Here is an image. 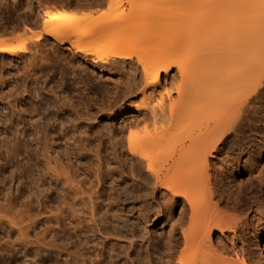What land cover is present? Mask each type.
Instances as JSON below:
<instances>
[{"label":"bare ground","instance_id":"6f19581e","mask_svg":"<svg viewBox=\"0 0 264 264\" xmlns=\"http://www.w3.org/2000/svg\"><path fill=\"white\" fill-rule=\"evenodd\" d=\"M53 1L56 2L57 6L68 8L73 12H55L49 6V0H37V6L30 1L24 3L25 17L23 21L25 24H23L22 29L26 32L27 30L31 32L38 31V34L30 32L31 35L28 36V38L30 37L28 39L30 44L27 42L15 46L8 39L9 35L15 32V27L11 28V31L7 29L0 30V62L4 63L9 59L12 61L19 59L24 65L25 79L30 78L32 80V83L28 81L29 83L24 85L23 89H20L22 91L18 94L21 93V96L19 98V95H17L18 99L14 101L13 105L8 103L7 106H4L5 113L3 109L2 112L0 111V260H3L4 264H12V261H7L8 258L4 259L6 253L8 254V250L15 251V254L22 252L25 259L24 263L22 262L23 264H45L43 258L45 254L49 253V228L45 230L47 232H41L38 229L41 222L40 218H45L43 220L47 221V225H49V144L52 138L49 134V119L47 120L45 113L42 112L44 107L37 104L35 112H32L26 97L28 95L34 101L36 97L33 98V94H35V96L38 95V97H43V100H45L43 95L45 90L42 86L43 93L39 92L40 82L35 79L41 73H37V69L40 67L43 71L47 68L46 63L49 58H46V55L49 53V45L53 50L55 48H65L66 46L67 50H70L75 57L88 62L90 57L88 54L91 49L88 50L81 45L83 38L88 34L81 30L85 24L78 13L74 12L104 7L109 2L115 3L116 0ZM154 1L153 4H155ZM168 1L165 0L164 2L168 4ZM172 1L174 2V0ZM178 1L183 5L186 2L185 0ZM188 1L192 2L193 7L190 5L191 3L189 4L191 9L196 6L202 8L204 4L202 9L199 8L200 11L203 13L205 10L210 15L208 18L207 16L203 18L191 30L190 35L185 39V45L183 43V45L181 44L175 48V50H182L185 46L187 50L184 49L183 52L186 53L184 54L186 57L181 58L180 56L179 58L175 56L176 54L174 55L172 48L176 43L171 48L168 47L170 50L172 49V52L168 54L173 53V56L164 53L166 47L163 49L164 51L157 53L158 47L162 48L163 46L160 43L161 46L156 48V52L154 47L156 44L154 43L157 39H151V41L148 39L149 42L145 41L146 47L150 46L148 48L150 50L154 48L155 50L152 49L151 51H155V53L153 55L149 51V55L147 54L149 57L152 56L145 66V84L140 81V76L137 80L136 73L130 70V72L133 71L130 74L132 80L130 83V80L127 82L128 90H126L127 94L131 95L125 96L128 98L134 96L139 93L141 87V89L143 88V97L146 96L147 102L138 103L129 109L130 112H135L137 121L131 123L132 125L128 128L127 141L130 154V157H128L133 163H138L141 166L147 164V173L152 175L149 176L151 180L149 182L153 187L151 194L155 196L162 188L163 196L168 199V201H164L165 203L169 202L166 207L164 206L165 209L171 211L174 207L176 208L179 202L183 204L184 211L180 212L179 220L172 224L170 228L171 238L169 237L167 247L169 253L167 254L168 258L166 255L167 260H164V264H211L212 260L215 261H212V264H219L220 262L222 264H264V254L261 249V259L258 260L252 256L254 253L251 254L245 249L244 245L239 247L242 244L239 245V242L247 236L244 234L247 228L252 229L254 232L258 230L255 238H250L252 241L257 239L261 235V231L264 230L263 227L259 231L264 223L256 225L253 220H250L251 215L255 213L254 218H258L255 220H258V223L264 222V166L256 161V152H251L249 142L246 139L247 127H251L250 117L253 110L251 104L256 103L258 100L261 101V88L264 87V0ZM159 2L161 1L158 0L157 2L156 0L157 5L167 6L165 3L158 4ZM171 2L169 1L171 5H174ZM129 3L136 5L134 9L138 4L140 6L145 5L142 0H133ZM17 5L15 4L14 10H18ZM131 5H129L130 8ZM171 5L170 8L173 6ZM167 7L169 8V4ZM134 9L133 12H135ZM171 14L173 15V13ZM174 18L172 17V21ZM184 18L186 19V17ZM185 19V22L189 21ZM176 20L178 19L176 18ZM127 21H124L123 24L113 20L103 21L98 24V28L96 32L94 31L92 37L100 39L103 42V48L108 45L109 48L110 46L113 47L112 50L105 51L107 56L102 58V61L106 59L112 61L113 64L119 61H136L137 64H134L138 67L140 56H137L139 53L136 54L135 52L137 51L136 47L134 50V47L124 46L122 42L110 40L112 34L116 35L120 31L121 34L123 33L122 35H125L124 33L132 35L131 33L136 31V20L130 17V20ZM194 21L196 20L194 19ZM194 21L190 20L189 22L193 23ZM18 30L16 32H19ZM115 31L118 32L113 33ZM150 36L152 37V35ZM150 36L148 35V37ZM145 38L147 39V37ZM184 38L186 37L184 36ZM152 45L153 47H151ZM143 57L147 59L146 56ZM8 63L10 64V62ZM11 64L8 66H13L15 63ZM94 64H96V61H94ZM139 64L144 74L142 63ZM36 67L37 69H35ZM95 67L104 68L101 64ZM174 68L178 69L181 77L180 83L172 85L173 82H171L169 83L171 86L162 87V75L166 74L168 77ZM0 71L2 73L1 69ZM17 72L20 74L19 70ZM44 72L46 73V71ZM45 73H43L44 76ZM143 77L141 80L144 79ZM1 81L0 84H3ZM15 88H11V94L14 93L12 91H16ZM159 88H162V90H159ZM172 90L176 91V99L171 97ZM149 91L150 93H148ZM165 97H169L168 100L170 99L168 105ZM116 101H118V97ZM119 102H116L115 105L110 104V110L113 108L112 106L116 107ZM24 103H26L25 106ZM46 111H49V108ZM149 113L151 116H149ZM26 119L30 120V126L28 125L31 127L30 129L25 125L27 123ZM8 122L12 124L14 122V126L12 125L10 128ZM119 137L116 135L113 138V142L116 141L115 147L122 146L123 138L121 137L122 139L119 140ZM262 141L258 154L263 158L264 138ZM237 151L239 152L238 156ZM157 153L164 154L165 162L168 161V165L166 164L164 169V165H157L159 168L161 166L163 170L156 169L155 164L160 162L156 159L160 156ZM248 154L250 155L248 160L242 164L244 161H242V157ZM224 155H226L227 160L229 158L228 161L226 160V165L228 166V162L231 164L225 170L224 168L221 169L222 171L215 170L219 178H217V181L215 179L216 188H213L215 183H212V177L210 178V157L215 158ZM157 161L158 163H156ZM134 165L131 171L135 176L139 173L137 171L135 173L134 167L136 165ZM139 170L141 172L142 167ZM243 171H247L249 175L247 184L245 186L241 183L236 184L240 187L233 185L237 173ZM27 178L31 179L30 192L26 190L29 189L25 184ZM226 187H228L227 190H225ZM234 187H237L236 190H233ZM226 192L229 194L226 195ZM215 195L223 198V200L228 197L230 199L235 198V200L233 199L236 203L235 206L237 211L239 210L238 214H242V217L236 213H234L235 216L229 214V217L224 215L223 211H220V213L215 212V209L213 211L214 204L212 205V201H214ZM187 206L190 208L189 211H187ZM236 208L233 209L236 210ZM142 218L145 224H149L148 214H142ZM185 226H187V229ZM179 230L183 236H181L183 241L178 240L177 232ZM228 233L234 235L231 238L232 240L229 238L231 241L227 238ZM213 235L217 236V248L225 253L235 255L236 262L231 258L232 255L229 256L230 258L226 256L227 259H225L231 260L230 262L221 261L220 259V262H216L219 261L218 258L220 257H213L216 255H212L213 252H210L213 249L211 243ZM175 238H177V241H175ZM259 244L257 249L260 248ZM217 251L218 249L214 250L215 253ZM70 254L68 253L69 256ZM222 254L220 255L222 256ZM82 257L83 259L80 260V257L74 256L73 264L75 262L84 264L89 260L86 258V254H83ZM46 258L48 259L47 256ZM223 258L225 257L222 256L221 259Z\"/></svg>","mask_w":264,"mask_h":264},{"label":"rangeland","instance_id":"374dc122","mask_svg":"<svg viewBox=\"0 0 264 264\" xmlns=\"http://www.w3.org/2000/svg\"><path fill=\"white\" fill-rule=\"evenodd\" d=\"M27 1H30L32 4L37 6V0H0V30L7 29L11 31V28L15 27L16 32L19 29V32H13L11 33L13 36L9 35L8 37V39H10L15 46H19L27 42L30 44V40H28L30 37L28 38V36H30L31 33L38 34V31L31 32L27 30L26 32L22 29V26H24L23 24H25L23 21L25 17L24 3ZM49 1V6L52 7L55 12H73L72 10H68V8H61V6H57L56 2L53 0ZM116 1H118V3H116ZM116 1L113 4L109 2L104 7H96L82 12H74L76 14L78 13L82 22L85 24H83L84 26L81 30H83L85 34H88L86 35L88 37L85 36L86 39L83 38L81 45L86 47L88 50L91 49L90 53L92 54L93 52V57L88 52V56L90 57L89 61L86 62L83 59L75 57L70 50H67L66 46L65 48H58V51L57 48L54 50L51 49L52 47L49 45V53L46 55V58H49L46 63L47 68L43 71L40 67H38L39 69H37V67L35 68L37 69V73L41 72L43 75L40 76L41 73H39L35 79L37 82H40V89H38L39 92L43 93L42 86L45 90L43 93L45 100H43V97H38V95L35 96V94H33V98L36 97L33 101L32 98H29V96L26 95L28 106H30L29 108L32 112H35L37 104L44 107L42 112L45 113L46 119H49V134L52 138V141L49 144V225H47V221L43 220L45 218H40L39 220H41V222L38 229L43 232L49 228V255L45 254V257L43 258V262L45 264H73L74 256L80 257V260H82L83 254H86V258L89 259L84 264H164L168 258L167 254L169 253L167 247L171 231L170 228L172 224L179 220V215L184 211V208H182V202H179L176 208L174 207L171 211L165 209L166 204L169 202L165 203L168 199L163 196L162 188H160V191L157 192L155 196L151 194L153 187H151L152 184L149 182L151 181L149 176L152 175L147 173V164L141 166L138 163H133L129 159L130 154L127 141V137L129 135L128 128L132 125L131 123H135L137 121L135 112H130L129 109L138 103L142 104L147 102V99L145 98L146 96L143 97V88L141 89V87L139 88V93L134 96L132 95L129 98L126 97L127 95H131L127 94L128 88L126 84L129 80V83L131 82L132 78L130 74L133 71L137 75V80H139L138 76H140V81L142 84H145V66L149 63L150 60L148 59L152 56L151 55L149 57L148 53L149 51L152 54L155 53V51L157 52L156 48L158 46L162 45L163 47H158L159 49L157 53L164 51L163 49L166 47L167 49H165L164 52L166 55L173 56L174 53V55L176 54L175 56L179 58L180 56L181 58L186 57L184 55L186 53L183 52L187 50L185 49V46V50L180 49V51L179 49H176L178 51L177 53L175 48L181 44L183 45L187 36L190 35L191 30L198 25L203 18L206 16L208 18L210 14H208L205 10L203 13L200 11L204 4L202 5V8L196 6L194 7L195 9H191L192 2L188 0H185V6L178 0H174V2L169 0L174 3L172 6L168 1L167 3L169 4V8L167 7L168 4L164 2L165 0H159L161 2L158 4L165 3L167 6L161 4L157 5L156 0L154 1L155 4H153V0L152 2L151 0H142L145 5L140 6V4H138L135 8L136 10L134 9L136 5L134 6L129 3V1L131 2L133 0ZM204 3L206 2L204 1ZM1 4L3 5L1 6ZM15 4H18V10H14ZM186 4L188 5L186 6ZM189 4L191 6H189ZM129 5H131V8ZM170 5L172 8H170ZM133 9L135 12H133ZM171 13H173V15ZM128 16H130L133 20H136V31L131 33L132 35L127 34L129 36H127L126 33H124L125 35H122L123 33L121 34V31L116 35L110 33L112 34L110 36V40L112 39L122 42L124 46L134 47V50L136 47L137 51L135 52L136 54L137 52L139 53L137 56H140L139 61L142 63L141 65L144 68V74L142 73V68L139 64L140 62H138V67H136V61H119L116 64H113L112 61L109 60L108 62L106 59V63L105 61H102L101 59L107 56V52L105 51H110L113 47L110 46L109 48V45L107 44L108 46L105 45L106 47L103 48V42L100 41V39L98 40L97 38L92 37L96 32L99 23L106 20H113L119 21L123 24L124 21L126 22L127 20H130V17ZM171 16L173 18L175 17V20L177 18V22L174 19L173 21L175 22H173ZM183 16L186 17V19ZM126 18L128 19L125 20ZM184 19L189 21H194L195 19L196 21L193 23L188 21V23L187 21L185 22ZM150 23L151 25H149ZM118 31L113 33H117ZM148 35H152V37H148ZM184 36L186 38H184ZM144 37H147V39H144ZM148 39H150V41L151 39L159 40L158 42L156 40L157 43H154L156 44V46H154L156 50L151 48V50L154 49L155 51L148 49L150 46L148 48L146 47L147 44L145 41L147 40V42H149ZM160 43L161 45H159ZM173 44H175L172 48L174 52L168 54L172 52V49L170 50L169 48H171ZM186 46L188 47V45ZM151 47H153V45ZM143 56H146L147 59ZM94 61H96V64H94ZM8 62H10V64L12 62L11 65L15 64L13 66H8L10 65ZM100 64L104 67V70L95 67ZM0 66H2L0 67L2 70V73L0 71V79L4 80H0L1 83H3L0 84V111L2 112L3 109L5 113L6 111L4 106H7L8 103L13 105L15 103L14 101L18 99L17 95H19V98L21 96V93L18 94L22 91H20V89H23V86L27 85L29 83L28 81L31 82L32 80L30 78L27 80L25 79V71H23L24 65L19 59H15L14 61L9 59L4 63L0 62ZM18 70L21 75L18 74ZM130 70L133 71L130 72ZM44 71H46V73L49 72V75ZM43 73H45V76ZM142 77L144 79L141 80ZM179 77L180 75L178 73V69L174 68L168 77L166 74L162 75L161 86L168 87L171 82H173L172 85L174 83L175 85H178L181 81V77ZM1 86L3 87L1 88ZM13 87H16V91H12V93H14L11 94V88ZM159 90H162V88H159ZM148 93H150V91ZM9 94L11 96H8ZM176 95V91L171 92L172 99H176ZM3 96L6 98L8 97V100L5 97V99L1 98ZM117 97L118 101H116ZM142 98H144L145 101ZM165 98H167L166 103L168 105L170 99L168 100L169 97ZM260 100L261 101L258 100L256 103L251 104V109H253L250 117L251 127H247L246 139L249 142L251 152H256V161L264 166V157L262 158L258 154V150L263 142L262 139L264 138V87L261 88ZM115 101H120L118 105L120 103L122 105H116V107L112 106L113 108L110 110V104H114ZM25 104L26 103H24V106ZM48 108L49 111L45 112ZM149 116H151L150 113ZM27 120L28 119H26L27 123H25V125L28 129H30V120ZM10 123L11 122H8L7 124L11 128L14 122L13 124L11 123V126ZM114 134L115 137L116 135L118 137L121 135L119 140L123 138L122 146L118 145L119 147H115L116 141L113 142V138H115ZM157 154L160 156L157 155L158 157L156 159L160 162L159 164H155L157 167L156 169L163 170L166 164L168 165V161L165 162L164 154ZM236 154L238 156L239 152L237 151ZM249 156L250 155L248 154L242 157V161L244 160L242 164L248 160ZM226 158V155L221 157L216 156L215 158L210 157V178L212 177V183H215L213 184V188H216V181L217 178H219L216 175L215 170L220 171L222 168L225 170L228 168L229 164H231L228 162V166L226 165ZM158 161L156 163H158ZM133 164H135L136 166H134L137 168L136 169L134 167L135 173L137 171L140 174H135L136 177L131 171L133 169ZM160 164L161 166L164 165L163 169L161 166L160 168L158 167ZM140 166L142 167L141 172L139 170L141 169ZM219 166L221 167L218 168ZM248 177L249 175L247 171L237 173L233 185L241 183V185L245 186L249 179ZM30 181L31 179L29 178L25 180V182H27L25 183L26 186L29 187V189H26L27 191L29 190L28 192L31 191ZM227 188L228 187H226L225 190H227ZM236 188L237 187H234L233 190H236ZM227 194L229 193L226 192V195ZM214 197V201H212V205L214 204L213 211L214 209L217 213L223 211L222 213L226 216H229V214L230 216L238 214L239 210L237 211L235 206V198H233V200L228 197L223 200V198L219 196L215 195ZM232 207H235L236 210ZM189 210L190 208L187 209V211ZM142 214H148L149 224H145ZM239 214L238 216L242 217V214ZM254 215L255 213L251 215L250 220H253L256 225L264 223L262 221V223H258V220H255L258 218H254ZM185 227L187 229V226ZM263 227L264 226L259 228V231H261ZM7 231H9V229H7ZM261 232V235L257 238L258 240L253 239L252 241L250 238H255L258 234V230L254 232L252 229L247 228L244 233L247 236L244 237V240L239 242V245L242 243L239 247L244 245L245 249H247L251 254L254 253L252 256L258 260L261 259L260 249L264 254V230ZM228 235V239L234 237L233 233H228ZM1 236L3 237V235ZM178 236V240L183 241V236L180 230L177 232V237ZM175 239L174 240L177 241V238ZM211 243L213 245V249L210 252H213L212 255H216L213 257L218 256L220 257H217L218 260L220 259L221 261H231L225 259H227L226 256L231 257L232 253L228 254L223 252L220 248H217V236L213 235ZM258 244L260 248L257 249ZM57 246H59V248H57ZM216 249H218L219 252L221 250L223 254L218 251L215 253L214 250ZM7 252L8 254L6 253L4 259L8 258V262L12 261V264L24 263L25 259L23 258L22 252L18 254H15V251L11 250H8ZM10 252L13 253L11 254ZM68 253H71L70 256ZM220 254H222L225 258L221 259L222 256ZM231 258L236 262L237 258L235 255H232ZM220 260L216 262H220ZM0 264H4V261L0 260ZM219 264L222 263L220 262Z\"/></svg>","mask_w":264,"mask_h":264}]
</instances>
